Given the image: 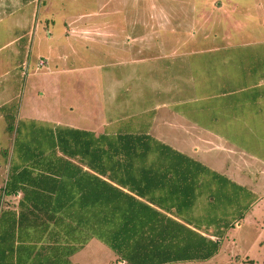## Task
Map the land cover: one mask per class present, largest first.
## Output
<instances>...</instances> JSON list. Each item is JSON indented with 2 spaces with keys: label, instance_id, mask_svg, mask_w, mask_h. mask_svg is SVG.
I'll list each match as a JSON object with an SVG mask.
<instances>
[{
  "label": "rangeland",
  "instance_id": "1",
  "mask_svg": "<svg viewBox=\"0 0 264 264\" xmlns=\"http://www.w3.org/2000/svg\"><path fill=\"white\" fill-rule=\"evenodd\" d=\"M45 1L36 0V6ZM46 3L50 9L43 14L37 13L35 20L42 21L44 26L47 24L43 20H50L48 32L52 33V40L46 36L48 39L35 45L30 52L33 43L26 39L23 43L27 45L29 53L25 59L29 56L31 64L22 70L10 69L15 77L11 83L7 82L9 75L0 74V187L7 180L8 161L13 152V138L6 133L4 107L10 109L12 104L18 107L16 123L23 132L21 140L31 151L37 152L34 149L40 146L38 141L43 148H49L46 142H53L51 135L58 137V133L68 129L66 125H70V122L89 117L90 112H86L84 106L91 105L89 96L96 94V86L88 82H93L95 78L101 79V75L112 85L115 76L122 77L130 73L133 75L130 83L133 81L134 88L138 89L145 84L143 81L148 73L166 76L164 80L159 77L165 83L178 78V83L186 90L191 87L189 79L192 76L194 81L193 73L198 75L195 82L199 86L208 80L213 83L215 90H218L221 79L235 87L261 84L258 89L246 86L249 88L246 93L234 95L233 100L230 98L231 104H234L230 107H225L229 104L227 101L214 99L208 102L210 107L205 108L206 112L197 115V120L201 122L199 127L213 132L222 131L226 140L204 145V150L208 152L190 153L199 159L207 153L212 160L213 156L224 154L230 149L236 162L227 165L229 172L205 169L203 163L187 156L191 155L188 152L176 154L179 166H199L212 176L207 181L215 179L212 183L204 182L199 190L195 188L193 206L195 209L199 198L206 200L208 194L217 202L198 206L200 216L194 218L196 223L193 224V215L192 219L187 218L186 221L204 229L201 224L208 222L204 219L206 210L232 224L224 232V237L213 238L220 243L219 251L211 259L170 264H264V0H48ZM20 33V30L12 29L5 23L0 24V57L10 53L11 49L3 47ZM67 41L69 45L66 48L60 45ZM55 47L58 52L66 49L68 57L63 58V54L51 56V49ZM133 52L140 56L155 57L151 59L159 67H144L137 63L122 66L125 64L121 65L120 59H132ZM205 53H210L206 56L208 62L199 61L205 67L199 68L197 58L190 55ZM40 58L48 61V66L39 69L37 63ZM233 58L236 63L244 61L247 68L250 65L253 71L250 82H246L242 76L243 63L234 70L224 67L219 73V63H225L222 67L226 66L227 62L223 61ZM129 63L133 64L131 61ZM58 67L64 70L58 73L55 69ZM186 69L185 77L175 75L176 71L184 72ZM33 71L41 73L33 74ZM46 71L49 74H45ZM246 77L249 79L250 75ZM247 93H261L262 97H247ZM147 95L141 93L137 96L148 100ZM247 100L258 101L243 107L242 104ZM92 102L100 113L99 99ZM94 104L92 112H95ZM140 105V108L136 105L133 106L136 109L128 107L122 112L141 111L149 103L141 99ZM116 115L113 113L112 117ZM121 122L123 129L133 126L130 121L128 124ZM33 140L37 142L32 146ZM148 140L155 144V141ZM192 143L191 149L195 150V142ZM147 145L142 147L143 152H161L162 148L156 147V150L151 151ZM170 154H173L171 157L175 156L173 152ZM132 160L133 164L139 166L163 164L159 163L158 156L151 154L148 159L137 155ZM173 162L167 160L166 166L178 167ZM231 173L243 175L237 179L244 182H233ZM202 181L200 176L197 182ZM250 184L255 186L251 187ZM17 201L18 196L9 198L6 205L13 208L17 206ZM98 244L95 241L79 253V264H117L113 251L105 244Z\"/></svg>",
  "mask_w": 264,
  "mask_h": 264
},
{
  "label": "trees",
  "instance_id": "2",
  "mask_svg": "<svg viewBox=\"0 0 264 264\" xmlns=\"http://www.w3.org/2000/svg\"><path fill=\"white\" fill-rule=\"evenodd\" d=\"M14 105L2 108L13 152L7 180L0 187V264H70L71 256L93 239L107 245L123 264L206 261L219 251L220 242L192 228L190 221L164 212L181 218L180 204H151L132 194L144 193L152 183L135 185L129 192L113 184L118 180L110 172L130 161L124 152H82V142L70 129L46 142L45 150L33 140L32 146L35 142L40 146L34 149L37 152L31 151L21 140L23 132L16 123L19 109ZM155 144L157 149L166 147ZM155 155L164 168L169 160L166 152ZM171 160L179 167L175 158ZM185 167L180 176L169 171L148 174L161 181L177 175L170 184L174 194L199 190L201 182L193 187L185 177L196 182L200 176L189 179L191 173ZM207 173L204 170V176ZM142 192L138 197L145 200L148 197ZM16 196L17 206L6 205ZM222 222L215 238L224 237L232 224Z\"/></svg>",
  "mask_w": 264,
  "mask_h": 264
},
{
  "label": "crops",
  "instance_id": "3",
  "mask_svg": "<svg viewBox=\"0 0 264 264\" xmlns=\"http://www.w3.org/2000/svg\"><path fill=\"white\" fill-rule=\"evenodd\" d=\"M46 1L42 2L41 5L39 6H36V0H0V24L5 23L6 26L15 30L18 29L21 32L20 35L11 38L9 41H7V44L4 45L3 48L7 50L11 49L10 53L5 57L4 56L0 57V74L9 75V80L7 81L8 83L14 82L15 79L14 75L11 74L10 69L12 70V68H14L15 70L17 69L22 70L23 68H26L27 64L28 65L31 64V62L28 61L29 56L25 59V57L29 53L28 52L29 49L27 48L26 44L24 45L23 42L26 41V39H28L31 43H33L32 48L30 49L31 52V50H33L35 45H39L41 42L47 40L48 38L51 40L53 38L52 33L48 32V29L50 27V23H49L50 20L49 19L46 20V18L45 20H43L44 22H46L47 24L46 26H44L42 21L40 22L38 19L35 20L37 18V13L43 14L45 11L50 9L47 8L48 3H46ZM31 35H33L32 38L30 37ZM60 45L66 48V46H68L69 43L67 41L64 44L60 43ZM51 51H52L50 52L51 56H55L57 54L59 55L63 54L62 55L63 58H67L69 55L66 49L58 52V50L55 47L52 48ZM209 54L210 53L191 54L190 56H193V58L196 57L198 67L204 69L205 67L203 66V64L198 62L201 60L208 62L206 56H208ZM140 55L141 54H135V52H133L131 54L132 59L122 58L120 59V63L121 65L125 64L122 66L127 65V67L137 64L142 65L144 67H152V66L159 67L158 64H155V61L151 59L155 57H145ZM122 56L126 57L125 55ZM15 61L18 62L20 61L19 63H21V65H19L18 62H17L18 64L13 63ZM130 61L133 62V64L129 63ZM235 61H236L235 58L229 61H223V62H227L226 66L223 67L222 65H224L225 63H219L218 66L219 73H221L222 68L227 66L233 70L238 67L240 68L242 63L244 62L240 60L239 62L236 63ZM46 62L48 66V61ZM54 66H56V64ZM30 67L32 69L34 68L33 65H31ZM59 68L60 67L55 68L56 71H58V73L64 70ZM186 71L187 69L184 72L176 71L175 75L185 77L187 73ZM36 72L33 71V74H36ZM252 72L253 71L250 65L248 66V68L245 66V64L243 65L242 76H244L246 82H250V80L252 79L253 77V75L251 74ZM38 73L41 72H37V74ZM45 74H49V71H46ZM193 74L195 77H194V81L192 79L193 76L192 78L190 77L191 79H189V83L191 85L189 90H186V88L183 85H180V83H178L177 80L178 78L173 79L171 83L170 82L165 83L163 80L164 78H166V76H158L155 75L154 73L145 74L146 75L145 80L143 81L145 84L139 86V89L134 88L135 85L132 83L133 81L130 83V80L133 78V75L130 73L129 74L126 73L122 77L118 75L117 77L115 76L114 79L115 83L112 85H109L105 76L101 75V79L95 78L93 82L92 81L88 82L90 85L93 84V86H96L95 87L96 91L94 92L96 94L89 96L90 98L89 104L91 105L89 107L84 106L85 111L90 112L89 117L81 121L77 120L70 122V125H66V127L70 129L73 134L77 135V137L79 138L78 140L79 142H82V152H124V154H126L125 156L127 157L129 156L128 159H130V161L126 166H122L119 168L116 167L115 169L112 170V172H110L112 177L118 180L116 181L117 183H113L115 186L124 189L126 192H129L128 189H130V187H133L138 184L143 185L145 183L150 182L152 183L151 184L152 186L144 189V193L148 198L144 200L138 197L143 191L140 189H139L140 193H132V194L137 198H139L140 200L151 204L163 203L166 206H173V204L178 203L181 206H183L182 207L183 210L181 212V218H176L170 215L169 213L170 211L168 212L164 211V212L167 215L177 220L179 219L186 220L187 218H191V216L193 215L192 221H194L193 222L194 224L196 223L194 218L197 217L198 215L200 216V210L198 209V206L207 205L211 203L213 204V202H215L214 199H211V197L213 196L208 194L206 200H203L200 197L198 205L194 209L193 200L196 195V189L195 191L189 190L184 194H180L179 192L174 194L172 187H170V184L173 178L175 179L177 175L176 177H171L172 175H170V179L168 180L164 179L163 181H161V179L157 177L156 179H153L152 175L148 174L154 171L159 173L164 171H169L173 173V171H176L175 173H177L178 176H180L183 173V171H185L184 166H179L176 168H171L168 166L161 168V166L154 167L150 165L139 166L138 164L132 163L133 162L132 157H136L137 155H140V156H145L144 158L148 159L150 158V154L156 156L155 152H147L146 154L143 153L142 147L146 144H148L147 145L148 149H150L151 147V151L156 150V144H154V142L148 139L155 141V143L157 141L161 144H164L166 147L162 148L160 151L166 152V156L169 160L175 158L178 152H188V153L208 152L207 150H204V145L207 144L211 145L213 144L212 141H216V140H226V137L222 131L213 132L208 129L199 127L198 125L201 124V122L197 120V115L206 112L207 110L205 108L210 107V104L208 102H212L214 99H221L220 100L221 102L227 101L229 104L225 107H230L234 105L231 104L230 98L233 100L234 95H238V94L241 95L246 93L249 89L246 86H250L253 89H258V87L261 84L255 86H252L251 84H247V85L241 84L240 86L235 87V86H230V84L223 82L221 79L220 84H218L220 85L218 87V90H215L214 86H212L213 83H210L208 80L206 82H203L199 86V84L195 82L196 79L198 80V75L195 73ZM248 74L250 75L249 79L246 77ZM159 77L163 78V80L161 81ZM171 78L172 76L170 77V79ZM216 78H218V74L216 75ZM104 80L105 83H103ZM2 91H4V89H2ZM141 93H148L147 95L148 100H146L144 97L137 96L138 94ZM249 96H251L252 98L256 96L259 99H261L262 97L261 93L260 95L247 93V97ZM96 98L99 99L98 104L99 106H101L100 113L97 112L98 107L93 102L91 103V101L95 100ZM141 99H144V101H148L149 103V105H144L142 107L144 108L143 110L141 111L136 110L134 111V113L129 112L126 114L122 112L123 109L128 107L136 109L133 107L136 105H139L140 108ZM257 101L253 102L252 100H247L242 105L243 107H247V105H249L250 102L255 104ZM92 104L96 106L94 107L95 112H92ZM113 113L117 115L115 117H112ZM53 121L60 122L58 120H53ZM121 121H125L126 124H128L130 121L131 122L130 125L133 126L131 128L127 126V129H123L121 128L120 125V123H122ZM57 138L58 137H54V135L53 136L51 135V139L53 141L56 140ZM191 142H195V148H196L195 150L191 149V145H194L193 143L191 144ZM42 150H45V148H43ZM171 152L175 153V156L171 157V155H173L170 154ZM190 154L191 155H187V156L191 157L196 161L203 163V165L206 167L205 169L208 170L212 169L214 172L217 171L222 173L223 170L229 172L227 165L230 166L229 164L230 162L231 163L236 162V160L233 159L234 154L230 149L227 152H224V154H220L219 156L218 155L213 156L212 160L207 153L206 154L204 153L202 156H200L201 157L200 159L196 158L195 154L193 153ZM185 168L188 169L191 173L189 179L195 176L196 178L195 180H197V178H199L198 176H201V178L203 179L201 184H203L205 180L207 181L209 178L212 177L210 175L204 176L203 174L204 168L200 169V167L198 166H187ZM84 169L89 170L86 167H84ZM236 173L235 175L231 173L233 176L231 180L235 183L244 182V180L237 179L238 177L243 175L240 174L237 175ZM103 179L108 180L107 178H103ZM185 181L190 183L195 182V181L187 180L186 177H185ZM212 181L214 182V180L207 182L212 183ZM162 182L164 184L163 186L162 184H160ZM122 186H124L125 188ZM250 186L254 187L255 184H250ZM144 193L142 192V194ZM189 206H192V208ZM204 214L207 215L206 218H204L206 219L205 221H208L205 222L204 224H201V228L204 229H199V227H197L196 225L194 226L193 224L191 227L195 228V230H199V232H201L203 235L207 237L215 238L214 236L218 234L217 231L220 228L223 229L224 222L222 221L224 220H222L219 217H216L215 215H211L206 210ZM95 241L97 240L96 239L91 240L80 252L71 256V258L69 259L70 264H79V260H78L79 253L83 252L84 249H86L89 245H91ZM116 262H117V258H116ZM117 264L120 263L117 262Z\"/></svg>",
  "mask_w": 264,
  "mask_h": 264
},
{
  "label": "built area",
  "instance_id": "4",
  "mask_svg": "<svg viewBox=\"0 0 264 264\" xmlns=\"http://www.w3.org/2000/svg\"><path fill=\"white\" fill-rule=\"evenodd\" d=\"M47 65V62L45 59H40L39 62H38V68H42V67H45Z\"/></svg>",
  "mask_w": 264,
  "mask_h": 264
}]
</instances>
